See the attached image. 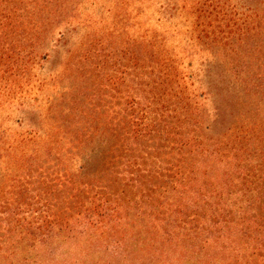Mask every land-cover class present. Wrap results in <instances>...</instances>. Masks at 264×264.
<instances>
[{
	"label": "trees",
	"instance_id": "obj_1",
	"mask_svg": "<svg viewBox=\"0 0 264 264\" xmlns=\"http://www.w3.org/2000/svg\"><path fill=\"white\" fill-rule=\"evenodd\" d=\"M245 2L233 30L196 34L195 76L146 37L110 54L90 35L69 53L54 86L79 85L50 98L42 131L0 132V264H264V0ZM77 9L0 0L3 92L47 62Z\"/></svg>",
	"mask_w": 264,
	"mask_h": 264
},
{
	"label": "rangeland",
	"instance_id": "obj_2",
	"mask_svg": "<svg viewBox=\"0 0 264 264\" xmlns=\"http://www.w3.org/2000/svg\"><path fill=\"white\" fill-rule=\"evenodd\" d=\"M75 2L78 9L66 26V39L54 44L47 62L40 63L30 77L25 75L20 78L21 82L18 84L15 82L13 84L15 89L11 88L10 95L0 88V99H3V103L0 102V132L4 133L5 142L13 143L20 138L41 132L50 98H60L66 88H75L79 85L72 79L65 78L63 81L58 80L54 86V78L64 70L69 53L78 49L86 37L95 35L106 39L110 54H114L113 50L115 53L120 52L121 47L131 40L137 41L143 37L154 40L165 52L171 53L180 61L184 72L190 77L197 75V68L208 60L201 52L203 48H200H206V44L195 41L196 34L201 30L214 34L228 29L233 30L239 14L245 12L244 5H248L245 0H75ZM201 10H207L212 14L206 13L209 15L204 23L206 25L199 28ZM225 12L227 15H224ZM110 46L116 48L111 49ZM120 61L122 62L121 58ZM114 64V60L111 62L109 60L104 73L108 77H114V80L121 79L123 76L121 66L119 63L115 66ZM115 89L109 91V96L119 100L124 90L122 87ZM194 93L201 95L200 92ZM261 118L264 119V115L257 117L256 120L262 122ZM228 125V118L225 117L223 125L219 124L216 131L224 133ZM262 145L264 148L263 142ZM238 154L240 156L241 152ZM249 160H252V165L255 166L259 158L253 154ZM236 163L244 164L240 161ZM246 171L248 170L242 171V174ZM250 172L255 174L257 171L254 169Z\"/></svg>",
	"mask_w": 264,
	"mask_h": 264
}]
</instances>
